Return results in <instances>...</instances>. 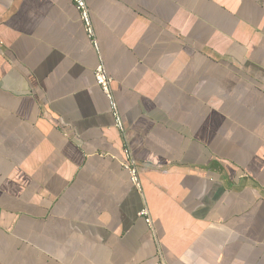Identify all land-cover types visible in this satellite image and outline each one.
Listing matches in <instances>:
<instances>
[{"label": "crops", "instance_id": "1", "mask_svg": "<svg viewBox=\"0 0 264 264\" xmlns=\"http://www.w3.org/2000/svg\"><path fill=\"white\" fill-rule=\"evenodd\" d=\"M85 1L0 0V264H264V0Z\"/></svg>", "mask_w": 264, "mask_h": 264}, {"label": "built area", "instance_id": "2", "mask_svg": "<svg viewBox=\"0 0 264 264\" xmlns=\"http://www.w3.org/2000/svg\"><path fill=\"white\" fill-rule=\"evenodd\" d=\"M75 2L77 3L78 7L82 10V16L86 23L89 34H92L93 29H92L91 20L89 16L90 15L89 9L87 7L86 1L85 0H75ZM95 44H96L97 49L99 50L98 44L97 43ZM95 78H96L97 84L102 88V90L107 94L108 98L110 99L111 108L113 110L117 126L123 129L124 127H123V123L121 120V116L119 114L118 105L115 102L112 92H111L112 77L110 76L108 69L106 67L105 61L101 55H100L99 63L95 70ZM125 155L126 157H125V161L123 165L129 171L133 184L137 186L138 188H141L140 172H139L137 163L135 159L132 157L131 152L128 148L125 150ZM141 215L146 218V221L149 224H152V218H151L148 208H144L141 211ZM156 264H167V263L158 262Z\"/></svg>", "mask_w": 264, "mask_h": 264}]
</instances>
